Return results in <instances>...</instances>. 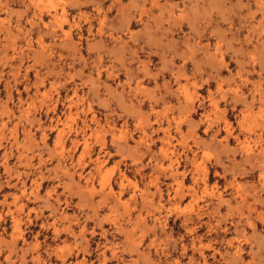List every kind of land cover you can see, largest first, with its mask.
<instances>
[{
	"label": "rangeland",
	"instance_id": "obj_1",
	"mask_svg": "<svg viewBox=\"0 0 264 264\" xmlns=\"http://www.w3.org/2000/svg\"><path fill=\"white\" fill-rule=\"evenodd\" d=\"M6 1L2 14L17 7ZM25 1L30 17L0 19V264H264L245 247L264 246V0ZM164 50L177 51L171 64ZM160 57L173 68L163 79L182 63L221 72L197 85L180 71L163 83L189 105L176 117L168 104L134 109L129 98L157 91L141 79L118 93L131 112L90 99L103 79L158 75ZM52 77L60 82H42ZM104 86L101 98L114 89ZM228 97L243 108L225 110ZM161 121L157 150L137 152ZM188 124L202 138L180 133ZM212 127L210 140L223 133L217 148L205 139Z\"/></svg>",
	"mask_w": 264,
	"mask_h": 264
},
{
	"label": "crops",
	"instance_id": "obj_2",
	"mask_svg": "<svg viewBox=\"0 0 264 264\" xmlns=\"http://www.w3.org/2000/svg\"><path fill=\"white\" fill-rule=\"evenodd\" d=\"M6 2H7L6 0H0V4L1 3L2 4H5ZM15 2L17 3V7L16 8L10 7L9 10L10 11H17V10L24 11L25 9H27L28 11H27V13H26V15H25L24 18H28V16L30 17L31 11L29 10V8H26L27 5H28L27 1H25V0H16ZM7 10H4L6 12H5V14H2V8L0 6V19H4V18L6 19L7 17L9 19H11L10 16H9V14L11 12L10 11L7 12ZM128 15L129 16H133V18L136 19L135 16H137L138 14L136 15L135 13H132L130 11L128 13ZM14 16H15V14H14ZM15 17H17V16H15ZM92 17L95 18V16H92ZM99 17L100 16H96V18H99ZM70 19H71V17H70ZM147 19L148 18H146L144 20H147ZM13 22H14V20H13ZM34 22H37V21L35 20ZM34 37H35V35H34ZM33 50L36 51V52H39V49L36 46L33 47ZM3 52H4V50H1L0 49V55ZM174 52H177V51L174 50ZM174 52H172V51L167 52L166 50H164L163 52H161V54H165L166 53L167 54L166 55L167 56V60L170 61V64H171L172 58H174V56H175V53ZM158 53H160V50H159ZM6 54L8 56V52H6ZM165 57H160L161 63L154 70V72L152 71V73L155 74V75H156V73H158V75H156V76H149V74L146 75L145 73H142L141 75L136 76L134 80H133V78L131 79V77H129V80L127 78V79H124L123 81H117V83L115 82V80H111L110 81V80H107V79H103L102 80V84H96L97 82H93L97 86L99 85L100 88L98 89L97 86H95V85L91 89V91H90V88H87V90L89 91V94H90L89 95L90 96V99L91 100L92 99H96L95 97H98L99 99H105V100L111 99V100H108V102H110V105L109 106H112V108L114 107L116 109V111L120 110V108H123L125 111L131 112L132 111V108L130 107L129 104L125 103V106H123V107L119 105V103L122 101V99L119 98L118 93L121 94V91H123V94H121L120 97H126V93L128 92V90L131 89V88H133L135 86L136 80L137 79L138 80L141 79L140 80L141 86H144L146 88L156 87L157 91L154 92L153 100L152 101L149 100L148 98H144L142 100V97H140V96L134 97L135 98L134 99L135 101H133L132 100V97L131 98L128 97L131 100L130 103L133 104L134 109H136V110L137 109H140V111H144V112H147L148 113L150 110L159 111V110H161L163 108V105L168 104L169 106H171L173 108H177V109L171 110V113L168 116V118H170V116L176 117V116L182 114L178 110V105H180L184 110L185 109H188L189 105L184 104L183 101H182V99H180V98L178 99V98H176L174 96H171V94L167 93V91H164L163 90V83H167V85L174 84V81H173L174 76L175 75L178 76V74H181V73H179L180 71H183V72L185 71L186 75L188 74L187 76H189V78L186 79L187 83L190 84L192 82H195L198 85V84H201L205 79L209 78L208 75L213 76L212 78L214 80H216L217 73L218 72H221V69H218V66L217 65H215L216 69H214L213 71H210L209 69L207 70L206 68H200L199 67V68L195 69V68L192 67L193 69L191 70V72H190V70H189V72H187L186 71L187 63H182L181 65H179V71H178V68H177V71L174 72V73H176V72L177 73L175 75H173V77H170L169 76V77H167L168 79L167 78H164L163 79V77L162 78H159V77L162 76L163 72H166V71L169 72V71H171L173 69L172 66H169L168 65V63L162 62L163 59H166ZM168 58H170V59H168ZM18 64H19V61H14L13 63H11V62L10 63H7V67L8 68L7 67H5V68H7L8 70L5 72V74L7 72L9 73L11 67H16V66H18ZM22 68H23V64H22ZM45 72L40 73V74H44ZM197 72H201V73H197ZM233 74H235V71H234ZM35 76L38 77V79H40L41 78L40 76H42V75H35ZM179 76L181 78H179L178 83L179 84L185 83L186 81H184V79L182 78V75H179ZM36 77H33L32 79H29V80H31L30 83L25 82L24 84L28 87V86H31L32 84L38 83L39 80L36 79ZM242 78H245V79H247L250 82V80H251L252 77L251 76H248V73H242ZM21 79H22V76L19 78V80H21ZM59 79L60 78L56 79L55 77H52L50 79L44 78L42 80V82L43 83H45V82L46 83H50L51 81L60 82ZM2 80L3 81H6V80H9L10 81L11 79L7 75H5V76L2 77ZM56 80H58V81H56ZM211 81H213V80L209 78L208 83L211 82ZM239 81H240V79H238L237 81H234V82L236 84L238 83V85H240V82ZM120 82H121V84H120ZM123 83H125V84L123 85ZM106 84H109L110 85V88H114L111 91V93L109 92L111 96H109L107 94L108 93L107 91H109V90L104 86ZM118 84H119V87H116V85L118 86ZM202 86H204V85H202ZM241 88H244V90H247V91L251 90V86H250V88H248L247 85L242 86ZM38 90L39 89H37V91ZM29 91H30V94L28 96H31L35 92V89L32 88ZM105 91L107 93H105V95H103V98H101L100 97V94L104 93ZM196 92H197V90H196ZM205 93H206V91H205ZM202 98H206L207 99V94H205V96L202 97ZM213 98L214 99H219L217 96H215ZM248 98L250 99V97H247L245 99L246 102H248ZM61 101L62 100H59V103ZM138 101H141V102H138ZM197 102H199V99H198V101L194 102V104L191 106V108L194 111H195V109H201V110H203L202 108H203L204 105H202L199 108L198 107L199 105H198ZM225 104H226L225 107H224L225 110L229 109V107L232 106V105H234L236 107V111L241 110L243 108V103L241 101H239L237 103L234 102L232 104L230 97H228L226 99V103ZM219 106H221L223 108L224 105H223V103H221V104H219ZM207 110H205V111H207ZM49 118H53V117L50 116ZM149 118L152 120L154 118V116L152 115ZM171 126L172 125H170V128H173V129H171V131L169 130L168 131V134H169L170 137L173 138V140H171V143L172 144H175L176 141H180L181 137H180L179 134H175V132H174V125H173V127H171ZM205 126L202 127L201 134L203 133ZM166 127H167L166 122L165 121H161L160 122V126L159 125H153V126L151 125L148 129L144 130L145 131V134H146V137H145V143L146 144H143L142 150L137 149V152H140L141 151L143 153L142 155H144V153H147V155H149L148 152H147V150L150 149V151H151V150H155L156 148H158L160 146V142L158 140L164 138L163 137V133L160 131V129H165ZM213 131H214V127L211 128V131H208V132L204 133L206 135L205 136V139L208 141V143L212 144L213 147L217 148L218 145L216 143V140L222 138L223 137V133L222 132H219L218 133V136L215 138V140H210V136L213 135ZM198 132H200V125L190 126L188 124V126H184V125H181L180 126V133H182L185 137L192 136V140H196V137L195 136L196 135L198 136ZM140 133L141 132L137 133L136 138H139L141 136ZM237 133H239L238 130H236L233 133V135H235ZM260 134L262 135L261 132H260ZM147 136H149V138H147ZM199 138H202V137H199ZM241 138L242 137L239 136V139H241ZM186 144L188 145L189 142L188 143L186 142ZM112 150H113L112 151V155H113V154H115V149L113 148ZM142 155L138 156V158H137L138 160H140V162H142V160L144 158V156H142ZM116 157H118V156H116ZM240 157H242V156H240ZM115 160L116 159L114 158L113 161H115ZM218 162H221V159L218 160ZM218 162L215 161V162L211 163V161H210L209 164H208V166H207V169H209V168L214 169V172L218 173V175H222V174H224V170L223 169H221L220 172H218V171L215 170L216 165L218 164ZM221 164H223V162H221ZM230 179H227V180H230ZM169 183H170V181L168 183H165L164 185L166 186ZM51 187H52V185H50L49 188H51ZM42 198L44 199V196H42ZM51 198H54V197H51ZM262 211L264 212V210H262ZM61 227H66V225H61ZM239 235H242L241 232H240V230L238 232V236ZM262 245L263 244H261V247H257V245L251 246V244L249 243L245 247H246L247 250H248V248H252V253L253 252H254L253 254H256L257 253V255H253L255 257V259L257 261H263L264 262V246H262Z\"/></svg>",
	"mask_w": 264,
	"mask_h": 264
}]
</instances>
